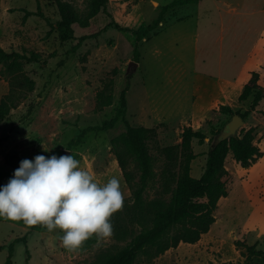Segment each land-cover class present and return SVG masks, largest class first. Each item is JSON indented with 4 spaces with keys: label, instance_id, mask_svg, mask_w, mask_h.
Here are the masks:
<instances>
[{
    "label": "rangeland",
    "instance_id": "obj_1",
    "mask_svg": "<svg viewBox=\"0 0 264 264\" xmlns=\"http://www.w3.org/2000/svg\"><path fill=\"white\" fill-rule=\"evenodd\" d=\"M62 1L82 15L89 10L90 0ZM172 1L108 0L112 15L101 10L88 26L75 21V38L62 41L57 29L61 19L58 0H0V47L41 56L25 65L35 88L22 87V94L26 89L27 94L0 120V138L7 136L0 142V188L25 159L72 154L100 183L116 175L124 198L131 200L132 190L111 144L127 129L125 121L120 119L107 129H89L80 143L70 145L86 128L116 115L127 86L130 124L155 127L158 132L150 141L157 158V179L164 166L159 148L181 143L189 125L208 134L205 142L193 143L197 157L192 174L202 175L213 128L222 129L232 118L220 111V105L227 103L224 98L209 107L222 86L243 77L249 65V76L253 70L260 71L264 87V0L179 4L169 8L164 21L138 41L133 31L153 23ZM37 11L42 14H34ZM113 20L131 30H120L111 24ZM12 79L0 61V100L10 91ZM110 79H114V101L98 109V90ZM229 98L236 113L252 102V97L241 101L237 91ZM245 121V129L256 127V140L264 151V98ZM7 154L13 155V163L7 161ZM226 168L228 194L218 203L211 229L197 242H180L151 260L140 255L137 264H264V155L244 167L230 153ZM160 184L157 180L151 183L147 198L161 194ZM24 235L27 243L16 240ZM62 235L58 229L49 232L0 218V264H6L12 242L13 264H88L129 240L114 232L105 243L98 244L93 237L69 253L61 243ZM252 245L254 252L248 249Z\"/></svg>",
    "mask_w": 264,
    "mask_h": 264
},
{
    "label": "trees",
    "instance_id": "obj_2",
    "mask_svg": "<svg viewBox=\"0 0 264 264\" xmlns=\"http://www.w3.org/2000/svg\"><path fill=\"white\" fill-rule=\"evenodd\" d=\"M200 0H174L163 6L159 16L143 30L133 31L137 40H143L150 31L157 28L163 21L166 11L179 4L199 2ZM61 9V19L57 23L59 38L67 41L75 38V21L83 26L90 24L91 18L101 10L112 15L108 10V0H90L89 10L82 15L71 4L58 0ZM27 15L33 14L31 11ZM34 14H42L39 11ZM120 30H131L128 27L112 21ZM136 59L140 57L138 44L135 48ZM38 53L28 55L18 51H6L0 47V61L5 70L12 76V86L0 100V120L6 119L12 109L18 107L22 94L21 88L33 90L35 80L25 72V65L32 61H39ZM261 72L251 71L250 78L245 82L244 89L239 96L241 101L252 97L250 107L239 112L245 120L256 110L264 98V87L260 83ZM127 86L121 92L120 105L116 115L103 124L86 128L74 143H80L87 130L107 129L113 127L120 119L125 121L127 129L115 136L112 141V151L115 153L124 178L132 190L131 200L124 198L122 210L111 218L114 232L120 239H129L126 245L114 252L99 255L88 264H137L140 255H146L150 260L166 250L176 247L180 242H197L203 234L207 233L216 221L215 210L220 199L228 194L226 180V159L230 153L244 167L253 165L264 155L260 144L256 140V127L248 129L242 127L236 136L228 137L214 146V136L221 128H213L210 137V147L204 172L200 177L192 174V163L197 157L194 150V141L205 142L208 134L202 128L186 126L182 133L181 143L162 146L159 148L164 157V166L160 177L156 170L157 158L151 151L150 141L157 138L155 127L132 125L127 119L128 98ZM22 94V95H21ZM114 101V79L106 82L98 90L97 108L103 109ZM220 111L226 115L236 112L229 104H221ZM7 139L1 137L0 142ZM7 161L13 163V155H6ZM19 166V165H18ZM17 166V167H18ZM135 167V168H134ZM138 172V176L135 173ZM160 181L161 194L152 199L146 193L153 181ZM169 194V198H167ZM39 226V225H37ZM33 226V228L37 227ZM138 226V227H137ZM27 236L18 237L17 241L26 240ZM255 251V246H249ZM15 245H9V254L6 264H13ZM27 252L29 250L27 249Z\"/></svg>",
    "mask_w": 264,
    "mask_h": 264
},
{
    "label": "clouds",
    "instance_id": "obj_3",
    "mask_svg": "<svg viewBox=\"0 0 264 264\" xmlns=\"http://www.w3.org/2000/svg\"><path fill=\"white\" fill-rule=\"evenodd\" d=\"M123 206L120 179L112 175L100 183L72 154L25 159L0 188V218L60 230L69 253L93 237L98 244L109 241L114 234L111 218Z\"/></svg>",
    "mask_w": 264,
    "mask_h": 264
},
{
    "label": "crops",
    "instance_id": "obj_4",
    "mask_svg": "<svg viewBox=\"0 0 264 264\" xmlns=\"http://www.w3.org/2000/svg\"><path fill=\"white\" fill-rule=\"evenodd\" d=\"M259 40H260V38H259ZM258 47H259V41H258ZM256 49L257 48H255L253 50V52ZM249 67L250 66L248 65L247 66V72H245V75L243 77H241L240 79H237V80H229L225 86H222V89L220 90L219 97L215 98L213 100V102L209 105V107H212L214 104H218L219 101H222L223 98L225 100H227V103H223V104H228V102H229V105H231V101H230L229 97H231L232 93L236 92V91H237V94L240 96V94L242 93V91L244 89L245 82L250 78V76H249ZM233 88L235 90H233Z\"/></svg>",
    "mask_w": 264,
    "mask_h": 264
},
{
    "label": "water",
    "instance_id": "obj_5",
    "mask_svg": "<svg viewBox=\"0 0 264 264\" xmlns=\"http://www.w3.org/2000/svg\"><path fill=\"white\" fill-rule=\"evenodd\" d=\"M137 64L136 62H133ZM245 119L238 113L234 114L232 118L224 125V127L215 135L213 145H218L222 140L231 136H236L239 130L245 125Z\"/></svg>",
    "mask_w": 264,
    "mask_h": 264
}]
</instances>
